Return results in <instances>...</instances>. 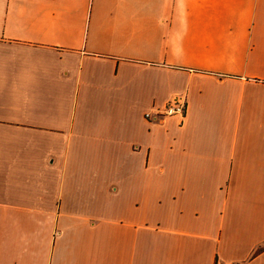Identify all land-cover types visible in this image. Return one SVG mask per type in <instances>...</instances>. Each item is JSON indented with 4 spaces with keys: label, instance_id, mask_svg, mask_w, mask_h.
I'll list each match as a JSON object with an SVG mask.
<instances>
[{
    "label": "crops",
    "instance_id": "obj_1",
    "mask_svg": "<svg viewBox=\"0 0 264 264\" xmlns=\"http://www.w3.org/2000/svg\"><path fill=\"white\" fill-rule=\"evenodd\" d=\"M0 264H264V0H0Z\"/></svg>",
    "mask_w": 264,
    "mask_h": 264
},
{
    "label": "built area",
    "instance_id": "obj_2",
    "mask_svg": "<svg viewBox=\"0 0 264 264\" xmlns=\"http://www.w3.org/2000/svg\"><path fill=\"white\" fill-rule=\"evenodd\" d=\"M186 113V101L181 95L172 96L162 109L156 110L154 113L146 112L148 117H164L175 115L184 118Z\"/></svg>",
    "mask_w": 264,
    "mask_h": 264
}]
</instances>
